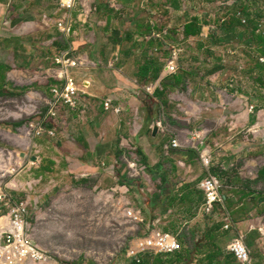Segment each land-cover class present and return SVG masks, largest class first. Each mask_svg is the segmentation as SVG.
I'll use <instances>...</instances> for the list:
<instances>
[{"label": "rangeland", "instance_id": "374dc122", "mask_svg": "<svg viewBox=\"0 0 264 264\" xmlns=\"http://www.w3.org/2000/svg\"><path fill=\"white\" fill-rule=\"evenodd\" d=\"M105 1L99 0L98 3L103 4ZM174 1L173 8L177 11L174 13L175 18L180 17L181 12L187 9L218 15L235 4V0ZM45 3L43 10L45 7L47 24L40 22L36 28L41 27L40 38L36 34H17L21 23H14L12 27L8 22H0V47H22L32 41L35 50V55L31 57L33 63L28 66L22 64L21 59L12 62L6 54L0 53V62L7 66L0 68L2 89L7 92L0 96V192L6 193L11 200L25 201L28 225L26 233L35 245L49 254L51 259L48 264H130L132 257L129 252L135 240L149 235L154 229L161 230L158 224L169 225L168 219L153 222L146 213L149 209V197L157 191L160 181L144 165L143 156L130 134L128 138H119L118 142L121 141V144L114 152L116 160L111 166L98 164L90 171L89 183H78L79 178L68 170L64 159L65 150L60 145L70 137L66 132L70 122H73L66 116L69 108L55 107L51 111L54 115H47L43 121L41 118L49 111L50 84L57 68L52 64L51 58L64 52L69 46L71 48L76 36H62L53 27L52 21L58 17L55 0H45ZM93 5L91 2V6ZM34 9L37 10V7ZM75 9L76 16L80 9L78 6ZM256 9L251 8L254 22L264 27V8L263 15L256 13ZM214 28L215 26L210 27L212 30ZM85 34L87 32L82 31L81 37ZM9 35L14 36L9 38ZM171 35L172 40L168 43L172 47H167V51L169 54L172 51L171 55L176 56L177 69L174 73L180 70L188 73L184 76L185 85L183 89L167 90L169 102L164 107L153 104L156 135L152 137L149 129L150 134H145V139L142 137L139 141L150 164L160 158L165 163L164 167L169 169V161L176 162L179 169L172 174L178 179L192 178L199 182L201 188L200 184L209 172L218 178L219 192L226 197L228 209L222 210L216 206L210 213L199 211L196 216L189 218L186 225L182 221L181 224L178 223L179 228L168 232L178 237L183 236L179 238L181 246L185 243L191 247L207 228L219 221L224 224L223 218L229 212L233 228H222L224 233H221L223 246L227 248L238 232L237 226L243 221L254 222L258 230L260 227L264 228V182L258 184L261 187L255 189V197L230 192L232 184H241L242 179L252 176V171L246 167V151L243 150L244 153L238 159L231 161L230 154H222L217 146V141L220 142L221 138L223 143L230 141V132L227 131L223 137L215 135L218 130L214 114L215 100L209 93V90L215 93V87L211 82L209 90L203 91L205 81L200 80L201 77L210 76L209 69L214 64L216 55L209 57L202 54L199 50L202 43L199 40L183 42L177 32ZM11 39L13 40L9 42ZM38 42H44L43 45H38L43 49L36 47ZM205 45L214 48L211 44ZM242 45L243 42L238 43L239 47ZM240 49L243 48H239L240 60L251 61V55L244 54ZM37 51L40 52L39 55ZM71 56L77 58L73 50ZM254 56L258 61L260 56ZM205 94L208 96L207 100L202 98ZM246 127L244 124L234 135L235 140L243 146L246 143ZM7 135L11 138L7 139ZM173 141L177 142L176 147L172 146ZM171 147L182 149V153L172 155ZM202 154L208 156V165L203 163ZM42 155L45 158L38 162V156ZM32 156L35 157L34 160H31ZM224 156L233 165L227 162L225 168L220 167V158ZM49 161L53 163L50 164ZM120 171L125 172V180L132 181L131 187L125 186L126 181L122 179L119 180L120 185L114 186L117 172ZM108 172L111 179L104 180L103 176ZM238 176L241 179L239 181L236 180ZM6 212L0 206V214L5 215ZM136 214H140L142 220H136ZM246 242L248 245L252 243L249 247L254 258L253 264H264V235L260 231L247 233Z\"/></svg>", "mask_w": 264, "mask_h": 264}, {"label": "crops", "instance_id": "0c3cea01", "mask_svg": "<svg viewBox=\"0 0 264 264\" xmlns=\"http://www.w3.org/2000/svg\"><path fill=\"white\" fill-rule=\"evenodd\" d=\"M91 2L94 3L93 6ZM98 2L99 0H87L83 8L79 7V14L75 16L76 9L72 14L74 17L71 36H76V39L72 41L71 48L81 64L71 69V74L83 86L85 94L81 96V102L85 104V109H67L66 116L73 122H70L66 129L69 140H63L60 146L65 150L64 159L68 170L79 178L78 183H89L90 171L98 164L111 166L116 160L114 152L121 144V141L118 142L119 138H128L130 134L136 141L137 150L143 156L144 165L151 175L158 177L160 181L157 191L149 197V209L146 211L153 222L168 219L169 225L158 224V227L160 226L162 231H172L179 228L182 221L186 225L189 218L196 216L199 211L205 213L204 192L199 182L192 178H176L172 173L178 171L179 167L174 161H169V169L164 167L165 163L160 158L155 159L151 165L139 141L145 134H150L149 129L151 136H155L153 104L161 107L163 105L154 93L157 87H161L163 78L169 75L165 70L168 60L176 57L171 55L172 51L169 54L167 47H172L168 41L172 40L171 34L177 32L183 42L199 40L202 43L199 49L202 54L209 57L216 55V60L211 66L213 72L209 77H201L200 80L205 81L203 91L209 90L208 85L211 82L215 87V93L209 90L210 96L213 95L215 100L214 114L218 129L215 135L223 137L227 131L230 132V141L223 143L221 138L220 142L217 141V146L222 154H230L231 161L238 159L239 155L246 151V167L251 169L252 176L246 180L242 179L241 184H232L230 192L255 197L256 190L261 187L258 184L264 182V45L256 44L259 36L252 31L255 17L252 16L251 8L256 7L255 12L263 15L264 2L235 0L233 6L218 15L187 9L183 10L178 18L174 17L177 12L173 8L174 0H106L103 4ZM44 5L45 0H0V22L5 21L10 25L21 23L17 34H36L35 36L40 38L41 27L36 28L40 22L44 23L48 19L45 7L43 10ZM236 9H240L242 17L246 19L243 26L239 24L240 18L232 16ZM13 17L15 19H12ZM232 17L235 21L232 29H225L226 23ZM193 21L197 22L194 31L186 36L185 26H190ZM176 22L179 24L176 25ZM212 26H215L213 30L210 29ZM195 30H198V33ZM82 31L87 34L81 37ZM12 36L14 35H9V38ZM240 42H243V45L239 47ZM206 43L213 45L215 49L207 47ZM32 44V41H28L27 46L22 47L7 45L0 47V53L6 54L12 62L21 59V63L28 66L33 63L31 57L35 55ZM43 44L44 42H38L36 47L43 49L38 46ZM239 48H243L240 50L244 54L251 55L252 60L241 61ZM37 53L40 54L38 51ZM255 54L260 56L258 61ZM57 55L51 58L52 64ZM6 67L5 63L0 62V68ZM55 82L52 79L50 87ZM0 86V92H4L0 93V96L5 95L7 92L2 89V81ZM147 86L152 89L147 91ZM164 98L168 103L167 94ZM202 98L207 100L208 96L205 94ZM106 101L110 102L108 107L104 106ZM228 117L230 120H227ZM244 124L247 126L245 146L237 142L234 136ZM8 136L7 139H10ZM181 150L170 148L172 155L182 153ZM44 158L43 155L38 156L37 161L40 162ZM228 160L227 156L220 158V167L225 168L227 162L233 165V162ZM108 173L104 174V180L111 179L110 172ZM124 173L117 172V182L114 186L120 185V179L125 180ZM239 179L238 176L236 180ZM125 181V186L131 187L132 181ZM223 200L220 209H228L226 197L223 196ZM237 227L238 231H243L246 235L255 231L264 235L252 221H243Z\"/></svg>", "mask_w": 264, "mask_h": 264}, {"label": "built area", "instance_id": "2783aa9c", "mask_svg": "<svg viewBox=\"0 0 264 264\" xmlns=\"http://www.w3.org/2000/svg\"><path fill=\"white\" fill-rule=\"evenodd\" d=\"M86 1L55 0L58 17L52 21V25L62 36L68 37L71 35L72 13L77 6L83 8ZM236 17L240 18L242 24L246 23V19L242 17L241 12L238 11ZM256 33L264 37L263 25L257 24ZM71 53L72 50L68 47L64 52L53 58L54 64L57 66L53 76L56 82L50 87L49 111L42 116L41 121L47 115H54L51 111L55 107L67 106L69 109H81V111L85 109V104L81 102V96L85 94V91L83 86L71 74V69L79 66L81 62L78 58H73ZM260 59L263 60V58ZM176 69L175 59L172 57L166 64V73L173 74ZM151 89V86L146 87L147 91ZM109 103V101L104 102V106L108 107ZM172 146L176 147L177 142L173 141ZM201 158L205 165L210 163L206 154H202ZM200 185L204 192L203 209L206 213L212 212L216 204L223 206L224 200L219 192L220 184L216 176L208 173ZM0 206L7 208L6 214L0 215V264H24L27 262L48 264L51 259L49 254L35 245L26 233L28 225L25 201L11 200L6 193L0 192ZM135 219L142 220L140 214H136ZM223 221V229L233 228V220L228 212L225 214ZM260 230L264 232V228L260 227ZM180 248L181 244L176 234L154 229L149 235L135 240L134 246L130 248L129 255L136 262H140L144 254L173 253L180 250ZM227 249L235 256L238 264H253L252 250L246 243V234L243 231L237 232L228 244Z\"/></svg>", "mask_w": 264, "mask_h": 264}, {"label": "trees", "instance_id": "16d2710c", "mask_svg": "<svg viewBox=\"0 0 264 264\" xmlns=\"http://www.w3.org/2000/svg\"><path fill=\"white\" fill-rule=\"evenodd\" d=\"M237 12L238 9L234 10L232 16L238 19V17H236ZM233 17L228 23H226L227 26L224 27L225 29H232V24L235 22ZM238 20L239 24L243 26L240 19ZM196 23V21H193L190 26H185L184 33L186 36H189V34L194 31ZM252 31L259 36L256 40V44L264 45V37L256 33V23L252 24ZM195 32L198 33V30H195ZM158 45L162 44L158 43ZM144 71L147 72L145 69ZM211 72H213V68L209 69V73ZM187 74L188 73L185 70H180L177 73L169 74L163 78L161 81V87H157L154 93L163 107L167 104V100L164 98L167 94V90L183 89L185 85L184 76ZM173 201L174 199L172 198V202ZM216 206H221V204H216ZM222 226L223 222L219 221L207 228L203 232V235L196 240L191 247L182 243L180 250L173 253L144 254L140 262L131 259L130 264H238L235 256L223 246L221 233H224V230H222ZM182 237L183 236H180L178 239Z\"/></svg>", "mask_w": 264, "mask_h": 264}, {"label": "water", "instance_id": "95a60500", "mask_svg": "<svg viewBox=\"0 0 264 264\" xmlns=\"http://www.w3.org/2000/svg\"><path fill=\"white\" fill-rule=\"evenodd\" d=\"M156 132H157V127L155 126V127H154V130H153V135H156ZM34 159H35V157L32 156V157H31V160H34Z\"/></svg>", "mask_w": 264, "mask_h": 264}]
</instances>
